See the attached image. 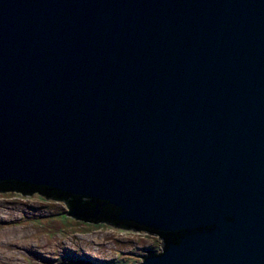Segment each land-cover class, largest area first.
Returning <instances> with one entry per match:
<instances>
[{
	"label": "water",
	"instance_id": "obj_1",
	"mask_svg": "<svg viewBox=\"0 0 264 264\" xmlns=\"http://www.w3.org/2000/svg\"><path fill=\"white\" fill-rule=\"evenodd\" d=\"M0 181L264 264V0H0Z\"/></svg>",
	"mask_w": 264,
	"mask_h": 264
},
{
	"label": "rangeland",
	"instance_id": "obj_2",
	"mask_svg": "<svg viewBox=\"0 0 264 264\" xmlns=\"http://www.w3.org/2000/svg\"><path fill=\"white\" fill-rule=\"evenodd\" d=\"M67 213L62 202L1 193L0 264H58L75 256L91 257L99 264H140L148 250H160L157 236L86 224ZM8 253L16 261L3 259Z\"/></svg>",
	"mask_w": 264,
	"mask_h": 264
},
{
	"label": "trees",
	"instance_id": "obj_3",
	"mask_svg": "<svg viewBox=\"0 0 264 264\" xmlns=\"http://www.w3.org/2000/svg\"><path fill=\"white\" fill-rule=\"evenodd\" d=\"M3 192H12L16 194H20L24 197H28L31 194H36L43 196V198L54 201V202H62L64 201L68 206L70 207L71 203H77L80 205L79 208L84 207L83 205H86L87 203H93L87 198L82 197H73L71 195L56 191L51 188H34L31 186H28L23 183L15 182V181H0V194ZM75 208V207H74ZM101 210L102 216H105V219H101L103 222L112 225L113 227L120 228L123 230H129L126 227L125 222H121L117 220L118 210L115 207L112 206H106L103 207ZM84 213V212H83ZM78 215H82L81 212L78 213ZM76 218V217H75ZM81 219V218H78Z\"/></svg>",
	"mask_w": 264,
	"mask_h": 264
},
{
	"label": "flooded vegetation",
	"instance_id": "obj_4",
	"mask_svg": "<svg viewBox=\"0 0 264 264\" xmlns=\"http://www.w3.org/2000/svg\"><path fill=\"white\" fill-rule=\"evenodd\" d=\"M7 193V192H6ZM37 197H41L43 198V196H40V195H36V194H33ZM45 199V198H43ZM62 203L66 204L64 201H62ZM67 207L70 209V207L68 206V204H66ZM94 213H96L95 211H93V214L92 215H95ZM91 217H94L93 219H91L92 221H89V220H83L82 219V222L86 223V224H100V223H105L103 222L101 219H105L104 217L105 216H102L101 214L99 215H95V216H91ZM74 219V218H73ZM75 219H78V218H75ZM74 219V220H75ZM80 220V219H78ZM129 229V231H137V232H144L146 234H151V235H155L157 236L161 242H162V245H161V248L160 250L157 252L155 250H148L146 254H143V256L141 257L142 258V261L144 259V257L146 256H149V255H158L160 254L162 251H163V248H164V241H165V238H166V235H162V234H159V233H155V232H152L150 230H146V229H143V228H139V229H135L134 227H127ZM61 264H99V263H94L93 261H89V258L86 256L84 258H77V256H75L74 258H69L66 263H61Z\"/></svg>",
	"mask_w": 264,
	"mask_h": 264
},
{
	"label": "bare ground",
	"instance_id": "obj_5",
	"mask_svg": "<svg viewBox=\"0 0 264 264\" xmlns=\"http://www.w3.org/2000/svg\"><path fill=\"white\" fill-rule=\"evenodd\" d=\"M92 241H93V240H92ZM94 244L100 245L101 242H95V241H94ZM0 257L2 258V252H0ZM88 258H89V261H90V262L93 261L94 263H99L97 260H95V259H93V258H91V257H88ZM3 259H5L6 261H8V260H15V261H16V259H14V257L12 256V254H9V253H8L7 256H4ZM18 259H19V258H18Z\"/></svg>",
	"mask_w": 264,
	"mask_h": 264
}]
</instances>
